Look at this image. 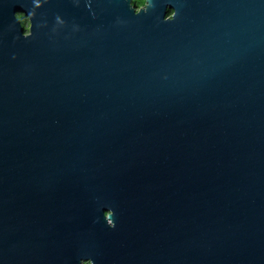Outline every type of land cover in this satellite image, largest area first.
Here are the masks:
<instances>
[{
  "label": "water",
  "instance_id": "1",
  "mask_svg": "<svg viewBox=\"0 0 264 264\" xmlns=\"http://www.w3.org/2000/svg\"><path fill=\"white\" fill-rule=\"evenodd\" d=\"M130 1L0 0V264H264V0Z\"/></svg>",
  "mask_w": 264,
  "mask_h": 264
},
{
  "label": "rangeland",
  "instance_id": "2",
  "mask_svg": "<svg viewBox=\"0 0 264 264\" xmlns=\"http://www.w3.org/2000/svg\"><path fill=\"white\" fill-rule=\"evenodd\" d=\"M16 17L19 19L21 25L23 26L24 31L27 32V25H28L27 20L24 17H22V15L19 13L16 14ZM21 18L23 19V21L21 20Z\"/></svg>",
  "mask_w": 264,
  "mask_h": 264
},
{
  "label": "trees",
  "instance_id": "3",
  "mask_svg": "<svg viewBox=\"0 0 264 264\" xmlns=\"http://www.w3.org/2000/svg\"><path fill=\"white\" fill-rule=\"evenodd\" d=\"M131 5H133L135 8L140 7L143 4V0H131L130 1ZM169 11L166 12V15H169ZM21 20L23 21V19L21 18Z\"/></svg>",
  "mask_w": 264,
  "mask_h": 264
},
{
  "label": "flooded vegetation",
  "instance_id": "4",
  "mask_svg": "<svg viewBox=\"0 0 264 264\" xmlns=\"http://www.w3.org/2000/svg\"><path fill=\"white\" fill-rule=\"evenodd\" d=\"M142 5H143V4H142ZM142 5H141V6H142ZM20 24H21V23H20ZM21 26H22V25H21ZM22 27H23V26H22ZM23 30H24V29H23ZM24 32H25V31H24Z\"/></svg>",
  "mask_w": 264,
  "mask_h": 264
}]
</instances>
